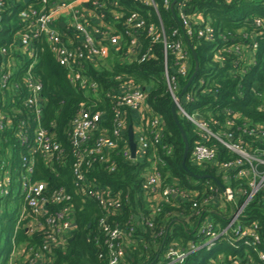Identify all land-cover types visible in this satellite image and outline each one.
<instances>
[{
  "label": "built area",
  "instance_id": "2783aa9c",
  "mask_svg": "<svg viewBox=\"0 0 264 264\" xmlns=\"http://www.w3.org/2000/svg\"><path fill=\"white\" fill-rule=\"evenodd\" d=\"M186 1L176 0L173 7V0H164V4L172 10L178 4L183 21L202 23L203 28L197 35L212 38L213 29L201 14L187 15L182 11ZM134 2L138 7H153L159 23L150 22L142 11L126 7L120 0H0V31L4 18L13 15L17 18L18 26L9 48L0 47V87L15 90L25 107V111L12 109L6 112L0 109V130H11L25 150L21 152L20 165L16 169H13L10 162H0V203L1 198H7L20 187L23 191L20 195L22 199L19 200L22 210L17 216L15 231L17 233L24 229L28 236H33L31 240L20 243L13 237L6 264H54L56 249L68 245L76 226L75 206L66 187H51L48 180L39 179L41 172L37 168L38 160L44 163V167L55 172L56 166L63 165L69 155L55 133L44 125L43 83L34 74L36 43L40 39L50 45L58 63L68 69L70 81L90 89H97L98 84L85 75L86 64L99 66L110 54L114 57L122 49L124 52L118 58L120 63H142L155 57L152 45H144L145 39H150L152 44H163L164 78L173 103H177L178 113L193 122L199 131L192 159L198 164L217 167L224 188L215 193L213 198L222 202L224 208L231 205L232 211L229 223L218 227L212 218H203L202 214L195 226V230L203 236L201 241L190 242L187 249L171 244L156 264H181L190 252L203 247L210 249L219 240L229 241L234 249L245 250L248 255L243 259L234 258L230 263L221 259V264L264 263L263 226L258 220L243 218L246 207L264 191V122H247L239 127L238 133H227L190 113L182 99L185 97L191 100L192 97L186 91L180 96L182 91L179 92L178 80L179 76L186 77L190 71L192 55L186 36L190 38L192 31L186 32L183 27V33L177 28L168 32L156 0ZM255 22L258 26L262 24L259 18ZM253 46L256 47L257 43L254 42ZM21 55L31 60L22 83L11 80L12 69ZM112 79L116 83L113 91L107 94L113 101L115 111L112 132L103 125L102 111L82 107L71 121L68 136L72 145L76 193L83 199L98 201L105 208L104 216L99 219V233L103 234L105 251H101L99 257L106 259L107 264H120L125 256L124 239L128 240L133 229L109 222L110 217L121 207L119 194L102 186L96 178L89 176V172L95 164H104L107 169L116 170L117 158L114 152L121 144L122 150L119 153L122 157L132 161L148 159L152 162V169L156 170L158 161L163 160L157 153L150 158L148 149L162 143L164 127L160 115H150L152 108L142 83L137 82L129 73L113 76ZM94 94L98 99L101 98ZM257 94L263 99L260 107H264V92ZM226 112L233 117L237 116L228 109ZM129 117L136 122L133 127L135 157L132 156L129 136H126ZM213 123L219 124L216 119H213ZM227 124L232 125V119H228ZM149 129L150 136L147 133ZM257 141L263 146H254ZM217 144L232 151L235 157L221 160ZM154 170L148 171L142 187L149 195L148 200L153 201V211L158 212L162 201L177 197L178 193L173 186L163 188L160 174ZM232 178H245L247 186L234 190L230 186ZM181 197H186V194ZM240 198L243 200L241 204ZM99 239L96 237V243H99ZM252 253L258 256V260ZM209 264H214V260Z\"/></svg>",
  "mask_w": 264,
  "mask_h": 264
},
{
  "label": "trees",
  "instance_id": "16d2710c",
  "mask_svg": "<svg viewBox=\"0 0 264 264\" xmlns=\"http://www.w3.org/2000/svg\"><path fill=\"white\" fill-rule=\"evenodd\" d=\"M120 1L128 8L142 11L150 22L159 23L153 7H138L134 0ZM156 1L168 32L177 28L183 33L185 27L186 32L191 30L193 33L190 40L197 51L200 66L186 90L192 99H182L184 107L190 113L207 120L215 129L221 128L227 133H238L239 127L247 122H264V107H260L263 99L257 94L264 92V0L186 1L182 11L187 15L201 14L213 29L210 39L197 35L203 28L202 23L183 21L179 15L178 4L172 10L165 6L164 0ZM257 18L262 21L260 26L255 22ZM16 20L15 15L4 18L0 31V47L9 48L18 27ZM254 42L257 43L256 47L253 46ZM144 45H152L155 57L142 63H120L118 58L124 52L122 49L114 55L116 61L110 68L103 64H86L85 75L98 84L97 89H90L70 81L68 69L58 63L50 45L44 39L36 43L34 74L43 83L44 125L55 133L69 153L63 165L56 166L55 172L44 167V163L38 160L37 168L41 172L39 179L48 180L51 187L65 186L75 206L76 226L73 235L65 248L56 249L54 264H107L106 259L99 257V253L105 251L103 234L99 233V219L104 216L105 208L98 201L83 199L76 193L68 129L76 112L86 107L102 111L103 125L112 132L115 126V111L113 101L107 94L112 92L115 86L113 76L124 73L131 74L137 82L146 87L148 103L152 108L150 115L157 114L162 117L164 135L161 144L150 146L148 149L150 158L157 153L163 160L158 161L156 170L152 169V162L148 159L132 161L122 157L119 153L122 150L121 144L116 153L114 152L117 158L116 170L111 171L104 164H95L89 172V176L96 178L102 186L109 187L115 194H119L121 207L110 217L109 222H117L120 227L133 229L127 237L128 240L124 239L125 256L120 264H156L171 244H178L187 249L190 242H200L203 236L195 230V226L202 214L203 218H212L217 227L226 226L230 221L231 205L224 208L222 202L213 198L215 193L221 191L217 180L223 183L222 176L216 166L193 161L192 150L199 139V131L193 122L179 113L190 141L186 166L195 175L183 166L185 144L172 117L173 98L164 78L163 44H152L150 39H145ZM237 48L239 51H236ZM189 51L191 52L190 48ZM24 58L26 57L23 55L18 58L12 69L11 80L22 83L31 61ZM194 71L195 61L192 55L189 74L186 77L179 76V92L183 91ZM94 93L101 98L98 99ZM0 109L6 112H11L12 109L25 111L21 96L13 89L1 87ZM227 109L237 116L228 115ZM213 119L219 124H214ZM228 119H232V125L227 124ZM135 123V120L129 117L127 127H134ZM147 133L151 135L150 129ZM164 145L166 147H163ZM253 145L263 146L258 141ZM217 146L221 160H231L235 157V154L222 144ZM22 151L25 152L24 148L11 130H0V162H10L13 169H16L20 165ZM153 170L160 174L163 188L173 186L178 193L177 197L172 196L167 201H162L158 212L153 211V201L148 200L149 195L142 187L148 171ZM230 186L238 191L244 189L247 184L245 178H232ZM182 194H186V197L182 198ZM14 196L15 193L12 192L5 200L1 198L0 264H6L8 260L14 236L18 243L33 237L28 236L24 229L17 233L15 231L17 217L13 209L9 210L12 200L19 204V200ZM242 201L240 198L239 203ZM244 214L245 220L260 221L264 230V191L246 207ZM96 237L100 238L99 243H96ZM3 239L5 240L2 244ZM252 255L258 260L256 254ZM247 256L245 250L234 249L229 241L219 240L210 249L203 247L190 252L181 264H209L211 260H214V264H221V259L230 263L234 258L243 259Z\"/></svg>",
  "mask_w": 264,
  "mask_h": 264
},
{
  "label": "water",
  "instance_id": "95a60500",
  "mask_svg": "<svg viewBox=\"0 0 264 264\" xmlns=\"http://www.w3.org/2000/svg\"><path fill=\"white\" fill-rule=\"evenodd\" d=\"M175 2H176V0H173L172 7H173ZM186 41H187V44H188V46H189V48H190V50L192 52V55H193V58H194V61H195V71H194L192 77L190 78L188 84L184 87V89L181 92L180 96H182L183 93L187 90L189 84L191 83V81L193 80L195 75L197 74V72L199 70V66H200L199 57H198L197 51H196L193 43L191 42L190 38H188L187 36H186ZM172 117H173V120H174L177 128L179 129V131L181 133V136H182L184 144H185L183 166L188 172H190L189 169L186 166V160H187V158L189 156V152H190V141H189L187 133H186L181 121H180L179 113H178V105H177L176 102H174L173 105H172ZM128 136H129V144H130V149H131V152H132V156L135 157L136 141H135V135H134L133 127L131 125L128 128ZM190 173L195 175L192 172H190ZM196 176L197 177H209L208 175H196ZM217 182L221 186V188H224V184L223 183H221L219 180H217ZM218 197H219V194H218Z\"/></svg>",
  "mask_w": 264,
  "mask_h": 264
},
{
  "label": "rangeland",
  "instance_id": "374dc122",
  "mask_svg": "<svg viewBox=\"0 0 264 264\" xmlns=\"http://www.w3.org/2000/svg\"><path fill=\"white\" fill-rule=\"evenodd\" d=\"M24 57H26V55H23ZM24 59H26V58H24ZM25 61V60H24ZM115 61H116V59H115V57H113L112 56V54H110L107 58H105L103 61H102V64L103 65H105V66H107L108 68L109 67H112L114 64H115ZM22 193H23V191H22V189L20 188V187H18L16 190H15V194H16V196L14 197L15 199H18V200H20L21 201V199H22V197L20 196V195H22ZM17 194H19V195H17ZM6 199V197L4 198V200ZM11 204L12 205H10V209L9 210H11V209H13V211L15 212V214H16V217L21 213V203H19L18 205L14 202V200H12L11 201ZM4 240L5 239H3V241H2V244L4 243Z\"/></svg>",
  "mask_w": 264,
  "mask_h": 264
},
{
  "label": "crops",
  "instance_id": "0c3cea01",
  "mask_svg": "<svg viewBox=\"0 0 264 264\" xmlns=\"http://www.w3.org/2000/svg\"><path fill=\"white\" fill-rule=\"evenodd\" d=\"M65 19H67V18L65 17Z\"/></svg>",
  "mask_w": 264,
  "mask_h": 264
}]
</instances>
